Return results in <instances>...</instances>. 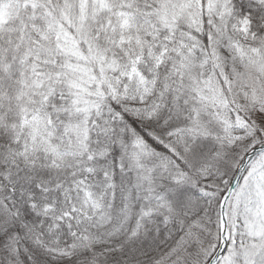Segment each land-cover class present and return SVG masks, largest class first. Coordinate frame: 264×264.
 <instances>
[{"label":"snow or ice","instance_id":"snow-or-ice-1","mask_svg":"<svg viewBox=\"0 0 264 264\" xmlns=\"http://www.w3.org/2000/svg\"><path fill=\"white\" fill-rule=\"evenodd\" d=\"M0 264H264V0H0Z\"/></svg>","mask_w":264,"mask_h":264}]
</instances>
